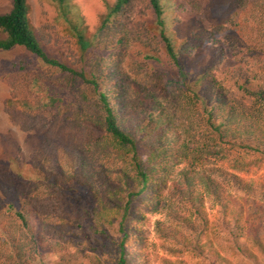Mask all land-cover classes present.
Listing matches in <instances>:
<instances>
[{
    "label": "rangeland",
    "instance_id": "1",
    "mask_svg": "<svg viewBox=\"0 0 264 264\" xmlns=\"http://www.w3.org/2000/svg\"><path fill=\"white\" fill-rule=\"evenodd\" d=\"M67 1L64 9L58 0H28L30 21L48 53L88 78L98 73L99 91H106L103 86L108 85L112 103L117 90L123 96L129 93L132 107L149 101L152 91L165 110L170 107L182 116L181 97L164 91L168 79L178 78V71L159 40L160 29L148 0H131L124 27L109 38L114 43L87 52L80 49L70 23L82 22L92 37L116 0ZM237 1L161 0L166 34L176 51L187 47L180 58L193 73L217 62L216 79L251 107L250 121L264 124L258 112L261 102L246 92L264 90V0H245L240 7ZM10 8V0H0V13ZM120 38L122 44L116 42ZM50 97L62 99L61 108L67 107L59 113L54 108L49 111ZM97 97L88 84L45 66L24 48L0 50V168L24 175L33 171L32 179L39 171L40 177L43 172L50 179L66 160L78 169L80 151L103 134L80 131L74 118L89 113L91 99ZM191 133L196 136L194 145L204 144L203 130ZM246 142L263 145L264 129L256 130ZM231 145H225L219 156H205L196 164L168 163L166 199L156 209L136 196L129 201L136 185L127 186L121 178L130 171L125 160L106 164L107 176L97 173L86 186L62 178L64 197L52 208L60 232L46 237L49 244L63 248L45 250L43 264H117L123 239L118 223L128 201L126 226L134 248L130 264H264V248L254 242H264V155ZM90 164L87 172L103 170L100 163ZM184 171L195 177L196 201L175 186ZM201 174L210 175L214 194L196 178ZM234 175L250 187L243 190ZM4 181L0 184L7 185ZM101 212L106 215L99 216Z\"/></svg>",
    "mask_w": 264,
    "mask_h": 264
},
{
    "label": "trees",
    "instance_id": "2",
    "mask_svg": "<svg viewBox=\"0 0 264 264\" xmlns=\"http://www.w3.org/2000/svg\"><path fill=\"white\" fill-rule=\"evenodd\" d=\"M10 1V10L0 13V32L4 35L0 38V50L24 48L45 66L88 84L98 97L91 99L90 112L86 115L81 114L80 117L76 116L74 121L79 124L80 131L102 133L103 136L102 139L95 138L90 141L80 151L82 162L78 169L71 161L66 160L58 165L56 173L49 175L50 179H46L43 172L40 177V171L36 172L37 178L32 179L30 176L34 174L33 171L30 175H24L19 171L0 168V180L8 181L3 183L7 185L0 184V264H43L42 255L45 250L63 248L52 244L53 242L49 244L46 235L60 232L58 228L61 227V223L57 225L52 208L60 205L64 197L65 182L78 180L86 186L89 179L97 173L105 172L106 177L109 167L105 165L112 161L121 159L129 164L130 171L124 174L125 178L121 177L127 186L136 185V191L129 193L131 198L129 201L136 196L156 209L166 199L168 163L189 160L196 164L205 156H219L223 147L230 143L231 146L252 149L264 155V147H260L264 144L253 146L246 142V139L253 137L256 130L264 129L263 121H257L258 125L250 121L251 107L236 98L216 79L215 73L219 66L217 62L211 61L208 65L202 66L197 73H193L182 64L180 55L187 53V47H181L176 51L171 38L166 34L167 24L161 0L148 2L160 29L159 40L164 44L173 65L177 67L178 78L168 79L164 91L181 97L182 102L179 104L185 105L178 108L183 113L180 117L172 113L170 107L165 110L162 101H159L152 91L149 101H141V105L132 107L134 102L131 101L129 93L123 96L122 91L117 90L115 102L112 103L106 92L110 88L108 85L103 86L106 91H99L98 73L93 72L88 78L84 72L77 71L48 53L30 21L28 0ZM58 1L64 9L68 8L67 0ZM244 1H237L239 7ZM130 4L131 0H116L109 7L108 14L100 21L92 37L82 22L70 23L71 32L82 52H87L97 45L114 43L109 38L113 34V37H116V33L124 27L123 18ZM123 41L124 39L120 38L116 42L122 44ZM246 92L256 96L261 102V109L258 112L264 118V90L256 92L247 88ZM49 100L50 107L47 105L49 111L54 108L58 109L59 113L67 107L65 104L61 108L63 103L60 98L50 97ZM197 128L206 132L202 133L206 138L204 144L194 145L191 142L196 137L191 132ZM90 163H100L103 170L87 172L89 165L91 167ZM181 174V183L175 186L179 188L181 194L196 201L195 191L192 189L195 177L185 171ZM196 178L200 179V183L210 194L215 193L210 175L201 174ZM234 178L243 190L250 187V184L245 183L240 177L234 175ZM43 188L47 190L42 192ZM129 201L118 223V230L123 239L117 264H130L129 253L134 250L130 242L131 233L126 226L130 210ZM261 213L264 214V211ZM104 215L106 213H99V216ZM136 239L139 243L145 244L141 237ZM254 242L264 248L262 240L254 239ZM240 250L246 252L242 247Z\"/></svg>",
    "mask_w": 264,
    "mask_h": 264
}]
</instances>
